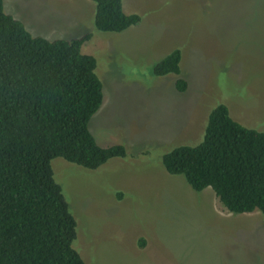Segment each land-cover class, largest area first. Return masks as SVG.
Here are the masks:
<instances>
[{
  "label": "rangeland",
  "instance_id": "obj_1",
  "mask_svg": "<svg viewBox=\"0 0 264 264\" xmlns=\"http://www.w3.org/2000/svg\"><path fill=\"white\" fill-rule=\"evenodd\" d=\"M140 21L119 32L95 26L93 0H4L34 35L91 33L103 101L89 128L125 156L95 169L52 160L77 220L84 264H264V214L232 213L208 187L168 172L164 153L202 141L219 103L241 124L264 131V0H122ZM179 49L188 82L154 66ZM121 196V198H119ZM145 238L146 245L138 244Z\"/></svg>",
  "mask_w": 264,
  "mask_h": 264
},
{
  "label": "trees",
  "instance_id": "obj_2",
  "mask_svg": "<svg viewBox=\"0 0 264 264\" xmlns=\"http://www.w3.org/2000/svg\"><path fill=\"white\" fill-rule=\"evenodd\" d=\"M93 1L98 30L119 32L141 19L122 0ZM90 38L34 35L0 0V264H84L52 160L95 169L127 154L121 145L100 146L89 128L103 101L96 58L82 52ZM180 61L176 49L154 71L176 74V90L184 92ZM162 163L193 189L210 187L229 212L264 214V131L234 120L224 103L210 112L201 142L177 145Z\"/></svg>",
  "mask_w": 264,
  "mask_h": 264
}]
</instances>
